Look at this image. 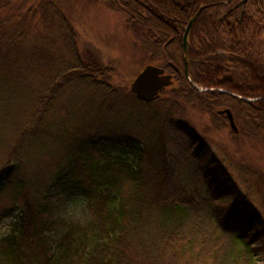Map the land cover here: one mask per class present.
Masks as SVG:
<instances>
[{
    "label": "trees",
    "instance_id": "1",
    "mask_svg": "<svg viewBox=\"0 0 264 264\" xmlns=\"http://www.w3.org/2000/svg\"><path fill=\"white\" fill-rule=\"evenodd\" d=\"M217 1L223 0H111V3L112 7L121 9L131 18L134 33L155 48L148 60L154 61L156 51L163 57L161 50L165 41L169 40L168 45H175L171 51L168 50L166 65L161 64L168 69L171 60L175 62L180 56L187 21L200 6H205L189 36V72L193 81L206 88L229 90L253 101L246 103L217 91L198 93L190 87L183 74H175V84L169 92L188 88L185 98L194 95L198 101L202 100L201 107L207 112L218 106H228L234 120L240 121L247 129L243 131L242 128V135L264 142V0H247L240 19L233 20L230 18L233 14H230L222 21L220 10L213 14V3ZM48 4V0L39 1L44 19L49 17L45 9ZM221 5H216L217 9ZM5 7L6 4H0V74L6 72L12 76L11 79L19 78L18 81L22 79L25 83L28 81L26 77L37 75L40 70L43 75H49L48 79L53 77L48 86L41 85L45 93L35 98L32 94L36 93L30 90L8 97L14 102L19 100L17 97L24 101L29 98L36 105L33 112V109L27 111L32 118L29 124L21 126L20 141L33 138L41 145L62 140L68 141L69 148L64 152L62 165L54 173H48L52 175L48 176L44 191L37 190V194L34 193L31 200L23 204L20 223L0 239V264H165V256H172L178 262L198 246L201 249L202 238L193 239L199 233L212 235L215 232L216 237L229 236L232 244V248L222 256L217 255L219 249L213 252L215 255L211 257L216 259V264H256L258 256L264 258V223L242 195L228 208L223 219L218 217L216 208V217L211 216L205 225H201L195 211L198 203L187 197L191 194L186 185H177L173 172L179 167L174 161L167 160V145L171 143L175 150L177 146L186 154L194 148L193 143H198L201 149L206 145L202 138L176 118L182 115V105L178 101L164 97L155 103L144 104L155 105L158 116H163L159 130L149 129L154 144L148 147L130 134L128 123L118 124L110 130L121 132V135L114 132L92 135L89 129L84 128L93 124L91 117L68 109L78 86H86L88 93H92H83L88 98L100 95L99 101L102 102L97 107L105 101L113 104L125 94L124 91L102 76L104 71H109L107 68L84 64L78 56L73 61H64L48 36L39 40L41 46L32 45L31 48L23 41H16L8 34L12 22L1 13ZM61 19L68 23L63 16ZM213 22L218 26L216 32H212ZM15 35L21 39L25 36L24 33ZM68 39L67 36L65 41ZM20 62L24 66H19ZM9 81L4 87L0 84V89L6 88ZM69 90L72 92L63 106L61 124L52 132H45V128L40 127L45 108ZM121 110L127 112L128 120L132 114L128 107L103 109L106 112H102V118L108 127V114L118 115ZM213 116L220 117L219 114ZM75 118L91 123H83L77 128L71 126L72 131H68L65 125ZM172 133L178 142L180 136H188L192 146L181 147L172 138ZM14 143L9 163L6 162L0 171L5 175L6 183L18 174L22 159L18 154L20 144ZM128 155L132 156L131 159ZM219 178L226 179L222 188L232 184L224 172ZM124 183L130 184L129 190H123ZM58 186L64 191L75 189L79 195L86 196L92 215L86 224L69 226L52 239L47 233L55 228L56 221L49 202ZM20 192L22 185L17 184L14 193L18 195ZM230 195V192H224L218 197L224 199ZM16 208L10 206L5 211L1 210L0 219Z\"/></svg>",
    "mask_w": 264,
    "mask_h": 264
},
{
    "label": "rangeland",
    "instance_id": "2",
    "mask_svg": "<svg viewBox=\"0 0 264 264\" xmlns=\"http://www.w3.org/2000/svg\"><path fill=\"white\" fill-rule=\"evenodd\" d=\"M39 1L0 0L1 5L6 4V7L1 9V13L12 22L8 34L12 35L19 43H22V41L24 44L26 43L29 48L32 45L41 46L39 40L42 36H46V38L48 36L64 61H73L74 57L78 56L84 64H95L107 68L109 71H104L102 76L109 78V82L113 86L119 87L125 94L133 97L124 94L119 96L113 104L105 101L103 102L104 105L102 103L97 107V104L102 102L99 101L100 95L88 98L83 93H87V95L92 93H88L86 86L82 88L81 85L78 86L79 90L75 93V98L73 97L68 109L71 112H82L83 116L91 117L93 124H88L91 121L75 118L65 125L68 127V131H72L71 126L77 128L81 124L87 123L89 126L86 125L84 128L89 129L92 135L97 132L106 134L114 132L110 130L115 129L118 124L126 125L128 123L130 124V134L139 138L144 147L154 144V137L151 136L149 129L153 127L154 130H159L160 127L158 126L161 123L163 125V116H158L159 113L156 112L158 108L155 105L147 106L144 104H152L157 100L145 103L138 100L129 90L130 79L138 73L143 65L152 62L148 59L153 55L152 51L155 50L153 45H149L143 37L134 33L131 18L121 9L112 7L111 0H48L50 4L45 6L49 16L48 19L42 17L43 8L39 6ZM61 16L66 19L67 24L61 19ZM12 24L15 25L12 26ZM67 25L71 33H69ZM16 33H24L25 36L22 39L17 38ZM67 36L69 39L65 41ZM168 41L162 44L163 57L156 51V58L153 63L166 65L168 50L175 46L168 45ZM180 56L175 62L171 60L168 66L170 71L166 72L173 75L174 82L173 66L177 67L184 75L182 53H180ZM19 66H24L23 62H20ZM11 77L6 72L0 74L1 86L4 87L5 82L10 80L6 88L0 89V171L9 159L10 149L15 141L20 144L18 154L22 159L19 172L11 181L6 183L5 175L0 172V211H5L10 206H17L13 213L0 219V227L8 225L10 229L6 234H0V239L8 235L20 223L23 204L31 200L32 195L37 194V190L44 191L45 184L49 182L48 173H54L58 166L62 165L64 152L69 148L68 141L63 142L62 140L54 143L45 142L41 145H38V141L33 138L20 141L21 126L28 121L30 122L32 118V116L29 118L27 111L33 109V112L36 105L32 104L29 98L24 101L25 99L17 97L19 100L14 102L13 99L10 100L8 97L30 90L36 93L32 94L35 98L40 93H45L44 86H48L53 77L48 79L49 75H43L41 70L37 75L33 74L32 77H26L28 78L26 83L25 80L18 81L19 78L11 79ZM43 83L44 86H41ZM190 87L198 93L204 92V90L199 92L192 86ZM167 90L165 98L178 101L179 105H182V115L176 118L185 123L191 132L202 138L206 144L201 149L198 143H193L194 148L188 150L190 154H186L177 146L175 150L169 143L166 154L167 160L174 161L179 167L178 170L175 168L173 172L177 185L183 187L186 185L189 194H191L187 197L193 199L195 204L198 203L199 205L195 211L200 224L205 225L211 216L216 217V208H218V217H225L228 208L233 206L240 195L245 198L250 208L258 213L259 219L264 223V142L260 139H252L251 136L249 138L242 135V128L244 131L246 127L239 123L240 121H235L234 118L235 125L240 132H233L230 129L226 115L218 113L219 110L224 108L229 109L232 113L228 106H218L207 112L201 107L202 100L201 102L198 101L194 95L185 98L188 88L180 92H169L170 90ZM71 92V90L66 93L64 91L56 101H52L48 104V108H45V112L42 114L43 123L40 126L45 128V132H52L59 123L61 124L60 118L64 112L63 106L69 100ZM82 101L87 103L82 104ZM116 107H128L129 110H132V114L127 120V112L124 110L118 112V115L109 113L107 117L108 127L102 118L104 116L102 112H106L103 109H116ZM99 110L100 113H98ZM215 114H219L220 117L213 116ZM155 117H158L156 121L154 120ZM159 121L161 122L159 123ZM156 127L158 128L155 129ZM113 134L121 135V132H114ZM172 138H175L176 143L185 149L187 146H192L191 139L188 136L184 138L180 136L178 142L172 133ZM131 157V155H128L129 159ZM222 172L232 182L231 185L229 184L225 188L221 186L226 179H218L222 176ZM17 184L22 185V192L18 195L14 193ZM125 189H130L129 183L123 184V190ZM53 192L49 203L53 206H51V209H53L52 216L56 221V225L47 235L52 239H56L67 227L84 225L89 220L81 224L66 222L59 218L56 215L58 206L64 200L79 195V192L72 188L64 191L61 186H58V189L54 188ZM224 192H230L232 195L220 199V194ZM217 197L218 199H216ZM16 212L17 214L14 215ZM193 214L196 217V214ZM215 233L212 235L199 233L193 239L199 240L202 238L200 240H203L204 243L201 249L198 246L196 250L186 254L178 262L172 256H165V264H216V259L212 258L215 255L213 252L219 249L217 255L222 256L232 248V244L229 236L216 237L214 236ZM53 246L55 245L53 244ZM255 260L256 264H264L263 256H258Z\"/></svg>",
    "mask_w": 264,
    "mask_h": 264
},
{
    "label": "water",
    "instance_id": "3",
    "mask_svg": "<svg viewBox=\"0 0 264 264\" xmlns=\"http://www.w3.org/2000/svg\"><path fill=\"white\" fill-rule=\"evenodd\" d=\"M247 0H241L239 3H245ZM205 6H200L197 11L189 18V20L186 23V26L183 30L182 34V41H181V53H182V61H183V72L184 76L186 77L188 83L190 86H192L197 91H217L221 93H226L230 95L233 98H237L241 101H244L246 103H250L253 101L252 98H247L241 95H238L234 92H231L229 90L225 89H211L206 87H200L198 86L192 79L189 69H188V47H189V36L191 29L197 20L200 11ZM172 69L179 73V69L175 66L172 67ZM175 82L173 81V75L171 73H166L164 68L159 67L157 64L150 62L146 63L141 67V69L136 73L129 82V90L132 95H134L138 100H141L146 103H151L156 101L158 98L164 97V91L168 89L169 87L173 86ZM218 113L225 114L230 129L237 133L238 128L235 125V122L233 120L232 113L229 109L224 108L222 110H219Z\"/></svg>",
    "mask_w": 264,
    "mask_h": 264
},
{
    "label": "clouds",
    "instance_id": "4",
    "mask_svg": "<svg viewBox=\"0 0 264 264\" xmlns=\"http://www.w3.org/2000/svg\"><path fill=\"white\" fill-rule=\"evenodd\" d=\"M56 215L62 220L70 223H86L92 215V209L89 200L84 195H77L64 200L56 209ZM9 226L0 227V234H6Z\"/></svg>",
    "mask_w": 264,
    "mask_h": 264
},
{
    "label": "flooded vegetation",
    "instance_id": "5",
    "mask_svg": "<svg viewBox=\"0 0 264 264\" xmlns=\"http://www.w3.org/2000/svg\"><path fill=\"white\" fill-rule=\"evenodd\" d=\"M241 0H223V1H217V2H214L213 5L215 4V8H214V11H213V14H215L217 12V10H220V21L224 20L226 17H228L230 14H233V17H230V18H236V19H240L241 18V15L243 13V10H244V6H245V3L241 4L239 3ZM222 3L223 5H221V7L219 9H217V6L218 4ZM217 5V6H216ZM220 6V5H219ZM217 24L213 22V26H212V32L213 31H217ZM165 68V67H164ZM166 71H169L170 69L168 68H165ZM174 71V70H172ZM180 71V70H179ZM174 73L176 75H181V72L177 73L174 71Z\"/></svg>",
    "mask_w": 264,
    "mask_h": 264
}]
</instances>
